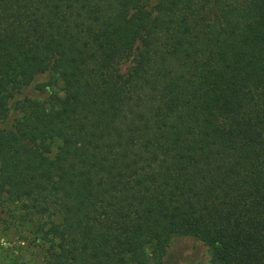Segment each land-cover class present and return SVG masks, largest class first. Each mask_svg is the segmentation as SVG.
Segmentation results:
<instances>
[{"label":"trees","instance_id":"16d2710c","mask_svg":"<svg viewBox=\"0 0 264 264\" xmlns=\"http://www.w3.org/2000/svg\"><path fill=\"white\" fill-rule=\"evenodd\" d=\"M0 193L44 264H264V0H0Z\"/></svg>","mask_w":264,"mask_h":264},{"label":"rangeland","instance_id":"374dc122","mask_svg":"<svg viewBox=\"0 0 264 264\" xmlns=\"http://www.w3.org/2000/svg\"><path fill=\"white\" fill-rule=\"evenodd\" d=\"M45 91L61 97L60 81L55 80L53 86ZM40 100L47 109L56 108V101ZM57 145L58 141L51 142L50 157ZM45 249L46 246L36 236L34 221L22 217L21 203L10 202L0 193V264H44ZM147 264L154 262L148 257ZM162 264H207L206 249L187 237L174 239L166 250Z\"/></svg>","mask_w":264,"mask_h":264}]
</instances>
